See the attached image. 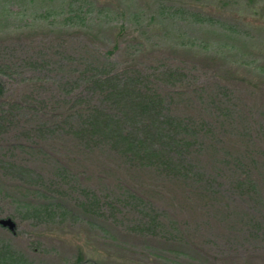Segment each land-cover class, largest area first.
I'll list each match as a JSON object with an SVG mask.
<instances>
[{
	"label": "rangeland",
	"instance_id": "1",
	"mask_svg": "<svg viewBox=\"0 0 264 264\" xmlns=\"http://www.w3.org/2000/svg\"><path fill=\"white\" fill-rule=\"evenodd\" d=\"M8 219L0 264H264V0H0Z\"/></svg>",
	"mask_w": 264,
	"mask_h": 264
},
{
	"label": "trees",
	"instance_id": "2",
	"mask_svg": "<svg viewBox=\"0 0 264 264\" xmlns=\"http://www.w3.org/2000/svg\"><path fill=\"white\" fill-rule=\"evenodd\" d=\"M163 108V107H162ZM162 108L160 109V110H162ZM160 114V113H159ZM154 116V115H153ZM160 117H161V115H159ZM122 133V136L124 137V140L126 141V142H128V141H130V140H132V139H134V138H131V137H133V136H135L136 135V133H137V131H134V130H131V131H123V132H121ZM133 135V136H132Z\"/></svg>",
	"mask_w": 264,
	"mask_h": 264
},
{
	"label": "water",
	"instance_id": "3",
	"mask_svg": "<svg viewBox=\"0 0 264 264\" xmlns=\"http://www.w3.org/2000/svg\"><path fill=\"white\" fill-rule=\"evenodd\" d=\"M1 223H3V224H6V225H8L9 227H11L12 228V224H11V222H10V220L8 219V220H6V221H4V220H1L0 221Z\"/></svg>",
	"mask_w": 264,
	"mask_h": 264
}]
</instances>
